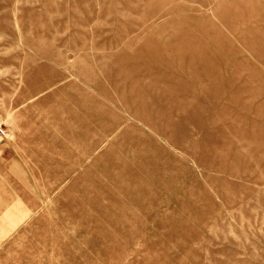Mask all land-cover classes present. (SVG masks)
Instances as JSON below:
<instances>
[{"label":"rangeland","instance_id":"obj_1","mask_svg":"<svg viewBox=\"0 0 264 264\" xmlns=\"http://www.w3.org/2000/svg\"><path fill=\"white\" fill-rule=\"evenodd\" d=\"M0 264H264V0H0Z\"/></svg>","mask_w":264,"mask_h":264}]
</instances>
